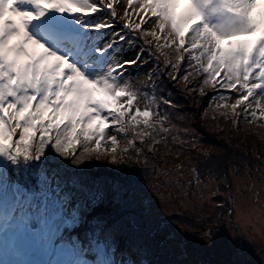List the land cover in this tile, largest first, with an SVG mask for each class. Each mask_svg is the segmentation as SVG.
Instances as JSON below:
<instances>
[{
    "label": "snow or ice",
    "instance_id": "1",
    "mask_svg": "<svg viewBox=\"0 0 264 264\" xmlns=\"http://www.w3.org/2000/svg\"><path fill=\"white\" fill-rule=\"evenodd\" d=\"M124 5L129 22L118 28ZM124 44L138 47L134 59L117 51ZM153 61L152 90L143 91L126 73ZM163 69L176 83L203 77L191 90L212 88L234 126L264 120V0H0V186L16 201L0 206V231L27 228L50 253L70 257L56 264H90L74 258L84 254L76 241L55 242L60 228L49 227L47 196L37 203L31 181L47 182L50 159L78 165L111 154L115 164L142 155L138 142L149 151L169 137L188 143L161 114L175 107L156 95Z\"/></svg>",
    "mask_w": 264,
    "mask_h": 264
},
{
    "label": "trees",
    "instance_id": "2",
    "mask_svg": "<svg viewBox=\"0 0 264 264\" xmlns=\"http://www.w3.org/2000/svg\"><path fill=\"white\" fill-rule=\"evenodd\" d=\"M125 9L119 13L123 18L118 21V28L129 22V18L124 17ZM128 11L131 20L138 22L139 17L132 9ZM143 27L149 28L148 24ZM121 48L117 51L132 59L139 50L127 44ZM144 59H149L147 51ZM163 60L161 56V64ZM154 71L153 61L138 67L140 74L137 77L140 79L128 76L141 90L151 92L149 73ZM202 79L196 77L190 78L191 82L187 84L176 83L168 76V69H163L155 80L156 95L171 100L175 105L166 109L162 105L161 114L167 111L172 123L177 126L172 129L173 135L188 143L181 145L169 137L166 147L157 145L149 151L138 142V146L143 148L142 155H133L131 159L125 156L115 164L111 154L100 159L93 156L78 165L70 160L50 159L42 166L47 182L31 181L38 195L37 203L45 201V196L48 199L51 191L59 196L61 205L58 206V214L63 215V219L60 225H53L55 220L52 217L57 213L52 214L48 217L49 227L60 228L54 237L56 243L74 240L81 246L84 254L74 258L85 259L90 264H97L99 260H108L111 264L206 263L197 257L205 240L198 243L196 239L205 237L202 229L207 222L196 221L193 216H181L185 212L179 202L174 205L175 212L163 210L162 206L168 199L166 189L183 188L185 182L181 178L191 171L195 176L194 184L198 183L197 176L201 182L212 178L221 192L231 191L233 177L259 168L261 160H264V127L257 126L264 125V120L253 124L241 122L234 126L233 119L221 115L227 112L230 116V108L217 110L216 104L220 101L212 100L216 95L212 88H205L203 94L191 90L198 89ZM234 95L231 94L229 103L235 102L237 96ZM140 107H144L143 103ZM237 111L242 112L243 109L238 108ZM183 129L188 131L185 133ZM15 203L10 186L7 183L0 186V206L7 209ZM222 213L225 214V211L222 210ZM177 229L186 233V238L182 240L186 242L187 250L175 235ZM34 241V236L26 231L15 232L9 238L12 246L23 252L27 263L53 264L55 260L56 264L57 261L70 259L66 254L50 253L43 245L42 255L38 257ZM7 257L9 255L0 258V264H5L4 258Z\"/></svg>",
    "mask_w": 264,
    "mask_h": 264
},
{
    "label": "rangeland",
    "instance_id": "3",
    "mask_svg": "<svg viewBox=\"0 0 264 264\" xmlns=\"http://www.w3.org/2000/svg\"><path fill=\"white\" fill-rule=\"evenodd\" d=\"M124 8H127V5L118 6V14ZM181 9L183 6L179 10L181 11ZM255 38L244 37L242 39ZM121 55L123 59H132L131 56H124L123 53ZM139 74L136 66L128 68L126 73L129 76H136L137 79H140L137 77ZM261 163L259 168H254L248 174L233 177L231 191L221 192L218 183L212 178L194 184L195 176H192L191 171L188 172L189 175L181 178L185 182L183 188L179 190L166 189L168 199L162 206L163 210L175 212L174 205L179 202L185 212L181 216H193L196 221L207 222L202 229L205 237L196 239L198 243L205 240L199 247L200 253L197 254L198 259H203L205 264H264V160H261ZM46 203L49 209L48 217L59 213L57 205H61V200L54 191H51ZM222 210L225 211V214L222 213ZM229 210L231 212H228ZM59 216L60 219H56L53 225L61 224L63 215L59 214ZM19 231L31 233L27 228L19 226L0 231V258L9 255L4 258L6 259L4 260L5 264L27 263L23 259V252H19L9 242L11 234ZM175 231L176 237L180 240L186 238V233L182 230ZM188 239L191 238L188 237ZM182 242V246L187 250L186 242L184 240ZM33 245L36 255L41 257L42 245L37 243L36 239ZM28 263L36 264L35 262ZM53 264H55V260Z\"/></svg>",
    "mask_w": 264,
    "mask_h": 264
}]
</instances>
